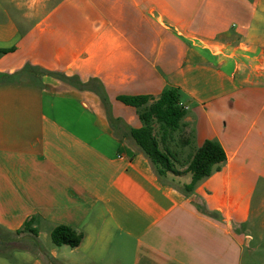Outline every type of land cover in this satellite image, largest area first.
<instances>
[{
	"label": "crops",
	"instance_id": "1",
	"mask_svg": "<svg viewBox=\"0 0 264 264\" xmlns=\"http://www.w3.org/2000/svg\"><path fill=\"white\" fill-rule=\"evenodd\" d=\"M0 48V232L31 240L0 264H264V0H0ZM169 88L190 140L163 178L118 96ZM207 139L227 159L185 192Z\"/></svg>",
	"mask_w": 264,
	"mask_h": 264
},
{
	"label": "trees",
	"instance_id": "2",
	"mask_svg": "<svg viewBox=\"0 0 264 264\" xmlns=\"http://www.w3.org/2000/svg\"><path fill=\"white\" fill-rule=\"evenodd\" d=\"M12 50L13 48H0V53ZM64 78L66 79V77ZM100 95L106 101L105 92L101 91ZM118 99L138 108L143 125L139 128H132L131 137L140 150L150 159L156 172L160 176L166 175L168 171L176 174L183 173L177 168V163H180V154L173 146V142L176 143L175 141H177L176 133L182 134L183 132V119L187 114L186 107L181 102L180 91L177 88H169L159 97L119 95ZM189 140L190 137L179 142L185 144ZM226 159V151L219 141L205 140L187 158L185 171L191 172L193 178L191 183L183 186V190L192 192L200 181L220 169L221 164ZM31 225V220L27 221L24 229H28L36 235L37 229ZM21 231L23 230L20 229L17 232ZM51 236L53 242L58 246L67 244L76 247L82 242L84 233L76 231L69 225L61 224L53 229ZM0 241H5L4 237L0 238ZM35 241L38 242L36 238Z\"/></svg>",
	"mask_w": 264,
	"mask_h": 264
},
{
	"label": "rangeland",
	"instance_id": "3",
	"mask_svg": "<svg viewBox=\"0 0 264 264\" xmlns=\"http://www.w3.org/2000/svg\"><path fill=\"white\" fill-rule=\"evenodd\" d=\"M158 128V127H157ZM187 134V135H186ZM176 140L177 141H175L176 143H178V144H181V142H182V139H183V141L185 140V138H189V134L188 133H186L185 131H183L182 132V134H180V133H176ZM179 141H181V142H179ZM173 145H174V142H173ZM178 147V146H177ZM176 147V148H177ZM163 177V176H162ZM164 178V177H163ZM25 232H27V231H25V230H23V231H21V232H16L14 235L13 234H4V233H1L0 232V238H2V237H4V240H8V241H10V242H12L13 244V246H20V247H24L25 246V244L26 243H28V242H31V240L30 239H28L26 236L27 235H24L25 234ZM43 241V245H46L47 243L44 241V240H42ZM34 242V243H33ZM32 243L33 244H35L37 247H40V243L39 242H36L35 240H33L32 241ZM52 254H55V252H52ZM51 254V255H52ZM48 261H49V263L50 264H57L54 260H52V258L51 257H48Z\"/></svg>",
	"mask_w": 264,
	"mask_h": 264
}]
</instances>
